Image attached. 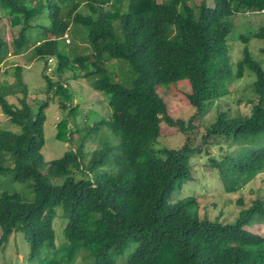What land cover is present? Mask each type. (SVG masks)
Masks as SVG:
<instances>
[{"label": "trees", "instance_id": "trees-1", "mask_svg": "<svg viewBox=\"0 0 264 264\" xmlns=\"http://www.w3.org/2000/svg\"><path fill=\"white\" fill-rule=\"evenodd\" d=\"M190 2L0 0V20L6 17L20 26L9 43L0 35V62L29 49L45 63L53 57L51 75L42 76L46 93L58 96L63 109L72 100L63 82L65 72L74 79L96 75L91 87L106 94L112 108L110 119L86 125L77 148L52 159L43 173L50 99L38 103L33 112L21 66L15 68L14 88L0 84L1 112L20 128L13 132L0 127V175L12 173L16 181H31L34 193L31 201L17 192L0 193V251L13 233L22 232L28 260L34 264H71L81 250L91 258L90 264H115L130 242L136 247L127 257L129 264H264V235L246 227L255 219L264 221L262 199L251 200L231 223L200 217L193 196L170 201L176 186L191 177L190 158L207 145L237 146L219 158L208 157L207 164L227 193L237 192L264 173V70L248 48L252 38L264 42V26L239 35L244 47L234 70L227 40L231 17L240 11H263L264 0H212V5L200 0L195 9ZM73 25L86 28L90 53H68L64 36ZM260 52L264 54V45ZM108 59L128 63L132 73L128 86L108 70ZM246 73L254 76L250 86L256 101L250 112L231 115L229 109L217 110L194 146L195 121L228 96L231 85ZM184 79L190 86L187 101L195 109L187 121L171 117L157 92L159 85ZM17 93V104L6 98ZM77 112L78 106L68 109L72 117ZM161 122L184 134L180 147L155 148ZM67 126V118L57 123V138L69 133L70 139ZM105 127L118 142L91 151L83 165L85 143ZM109 166L114 169L100 170ZM84 169L90 177H77ZM57 207L67 219L60 246L53 228Z\"/></svg>", "mask_w": 264, "mask_h": 264}, {"label": "rangeland", "instance_id": "rangeland-1", "mask_svg": "<svg viewBox=\"0 0 264 264\" xmlns=\"http://www.w3.org/2000/svg\"><path fill=\"white\" fill-rule=\"evenodd\" d=\"M200 0H193L190 5L194 7ZM212 5V0H207ZM195 9V7H194ZM83 11H85L82 8ZM233 27L227 36L231 47V65L235 69V63L241 57L244 42L240 40L242 33H252L264 26V10L260 12H237L231 17ZM48 23V19H45ZM19 25H12L9 18L2 17L0 20V35L10 42L18 34ZM173 32L176 29L173 27ZM70 43H67L66 49L69 54L90 53L91 46L86 40V28L73 25L67 31ZM264 42L259 38H252L248 43V48L253 57L259 61L264 70V54L260 52ZM44 58L33 57L31 49L21 54L11 53L2 62L0 67V84L14 88L15 68L21 66L20 74L28 87V102L33 112H36L37 105L43 100L50 99L49 106L46 108V121L44 124L45 143L42 148L44 158L40 171L46 172V169L52 159L61 157L68 149H76L79 141V135L82 129L87 125L102 118L110 119L112 117V108L108 104L107 95L96 91L91 87V83L97 78L96 75L80 76L77 79L72 78L70 72H65L63 82L68 87V93L72 95V100L66 102L68 108L63 109L59 104L58 96L53 92L46 93L45 81L42 73L45 72L46 64ZM108 70L116 73V80L128 86L132 76L130 67L125 60L108 59L106 62ZM47 74V73H46ZM51 75V74H49ZM254 80L252 74L246 73L244 77L236 80L230 87L231 93L215 103L211 110L201 121H195V129L191 134V143L198 146L201 141V135L206 126L215 119L217 110L229 109L231 115H246L250 112L252 104L256 97L252 92L250 84ZM6 88V87H5ZM5 91H7L5 89ZM190 91L189 83L186 79L175 83L159 85L157 92L164 100L167 111L174 119L181 118L185 121L194 113L195 109L189 104L186 94ZM17 94H9L6 98L17 104ZM78 106V112L75 117L68 113V109ZM68 119L66 131L72 132L70 139H67L69 133L63 139L56 137L57 123L62 119ZM0 127L13 132H19V126L12 124L0 109ZM161 134L155 143L156 149L178 148L185 139L182 132L176 127H171L164 122L160 123ZM69 129V130H68ZM79 130V131H78ZM118 142V137L108 128H103L98 136L90 138L84 145L83 165H86L91 158V151L102 148L106 145H112ZM237 146H228L225 143L211 144L204 146L201 154H195L190 158V175L181 186H176L173 190L170 201H176L187 196H193L197 202V213L200 217H207L211 220L218 219L221 222L231 223L235 220L241 208L250 204L251 200L258 197L264 201V173L259 174L253 180L248 182L240 190L234 193L224 191L214 168L210 167L208 157L219 158L225 150L236 149ZM242 148V147H241ZM240 150V149H238ZM237 150V152H238ZM206 151V152H205ZM112 170L113 166L102 167L100 170ZM99 170V169H98ZM99 170V171H100ZM77 177H90V174L84 169L83 173L77 174ZM30 182H20L12 178V173L0 175V193L3 191L17 192L24 200L31 201L34 197ZM51 183H58V180L50 179ZM242 203H238V199ZM255 219L246 227L255 233L264 235V221ZM260 220V221H259ZM67 219L63 216L61 207L56 208V216L53 220L56 244L60 246L63 243V228ZM136 247L135 242H130L123 253L115 259V264H129L127 257ZM28 244L22 232H15L10 237L0 251V264H34L28 260ZM84 250L79 252L75 261L71 264H90L91 258L84 257ZM67 264V263H62Z\"/></svg>", "mask_w": 264, "mask_h": 264}, {"label": "built area", "instance_id": "built-area-1", "mask_svg": "<svg viewBox=\"0 0 264 264\" xmlns=\"http://www.w3.org/2000/svg\"><path fill=\"white\" fill-rule=\"evenodd\" d=\"M64 37L66 38V42H69V39H68L67 35H65ZM45 64H46L45 71H46L47 74H50L53 71V68H54V65H55L54 58L53 57H48ZM1 65H2V62H0V67H1Z\"/></svg>", "mask_w": 264, "mask_h": 264}, {"label": "clouds", "instance_id": "clouds-1", "mask_svg": "<svg viewBox=\"0 0 264 264\" xmlns=\"http://www.w3.org/2000/svg\"><path fill=\"white\" fill-rule=\"evenodd\" d=\"M65 35H67V34H65ZM68 37V36H67ZM68 43V42H67ZM3 62V61H2Z\"/></svg>", "mask_w": 264, "mask_h": 264}]
</instances>
